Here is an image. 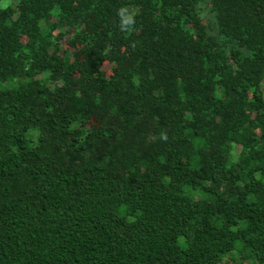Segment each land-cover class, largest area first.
<instances>
[{"label": "trees", "instance_id": "trees-1", "mask_svg": "<svg viewBox=\"0 0 264 264\" xmlns=\"http://www.w3.org/2000/svg\"><path fill=\"white\" fill-rule=\"evenodd\" d=\"M0 264H264V0L0 7Z\"/></svg>", "mask_w": 264, "mask_h": 264}, {"label": "rangeland", "instance_id": "rangeland-1", "mask_svg": "<svg viewBox=\"0 0 264 264\" xmlns=\"http://www.w3.org/2000/svg\"><path fill=\"white\" fill-rule=\"evenodd\" d=\"M10 2L16 3L17 0H2V1H0V7H4V6L8 5Z\"/></svg>", "mask_w": 264, "mask_h": 264}, {"label": "clouds", "instance_id": "clouds-1", "mask_svg": "<svg viewBox=\"0 0 264 264\" xmlns=\"http://www.w3.org/2000/svg\"><path fill=\"white\" fill-rule=\"evenodd\" d=\"M126 24H131V23H133V21H132V18L131 17H127L126 19H125V21H124Z\"/></svg>", "mask_w": 264, "mask_h": 264}]
</instances>
